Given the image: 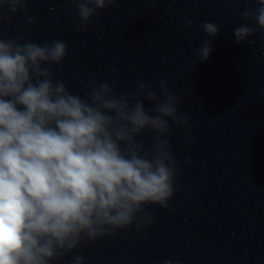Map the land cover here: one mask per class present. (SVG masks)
<instances>
[{
	"label": "water",
	"instance_id": "water-1",
	"mask_svg": "<svg viewBox=\"0 0 264 264\" xmlns=\"http://www.w3.org/2000/svg\"><path fill=\"white\" fill-rule=\"evenodd\" d=\"M257 7L256 0H117L78 31L74 4L28 0L27 10L3 25L6 38L23 33L41 45L64 41V61L45 67L74 95L83 97L93 80L109 83L117 95L135 91L137 80L154 87L166 81L195 138L189 142L186 130L173 126L181 188L169 209L146 206L155 215L152 225L85 242L50 264H70L74 255L86 264H264V29L241 15ZM26 16L36 23L26 25ZM185 19L193 24L181 31ZM204 21L216 23L219 35L208 37ZM241 24L257 29L249 37L254 43L235 41ZM205 39L213 51L201 62L195 52ZM153 136L146 131L137 140L148 150Z\"/></svg>",
	"mask_w": 264,
	"mask_h": 264
},
{
	"label": "clouds",
	"instance_id": "clouds-1",
	"mask_svg": "<svg viewBox=\"0 0 264 264\" xmlns=\"http://www.w3.org/2000/svg\"><path fill=\"white\" fill-rule=\"evenodd\" d=\"M116 2L67 0L76 7L78 31H87L98 10ZM256 2L259 7L241 15L264 29V0ZM27 4L0 0V264H50L85 242L133 225L137 231L152 225L155 215L146 206L169 209L181 188L177 181L183 173L169 139L173 126L195 142L187 133L189 117L179 110L181 99L164 80L155 87L137 80L135 91L118 95L109 83L93 80L83 97L70 93L45 67L64 61V41L41 45L23 33L5 36L3 25ZM35 23L25 17L26 25ZM192 24L185 19L181 31ZM200 28L208 37L220 33L210 21ZM256 30L241 24L233 36L237 43L251 44ZM212 51L211 41L203 40L196 60L207 61ZM146 131L154 132L148 150L137 140ZM70 264H86L85 257L74 255ZM163 264L177 262L165 259Z\"/></svg>",
	"mask_w": 264,
	"mask_h": 264
}]
</instances>
